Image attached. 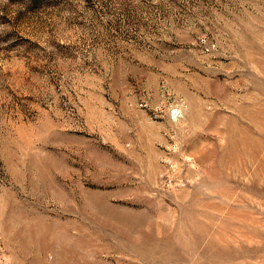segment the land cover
I'll return each mask as SVG.
<instances>
[{
    "label": "rangeland",
    "instance_id": "374dc122",
    "mask_svg": "<svg viewBox=\"0 0 264 264\" xmlns=\"http://www.w3.org/2000/svg\"><path fill=\"white\" fill-rule=\"evenodd\" d=\"M0 264H264V0H0Z\"/></svg>",
    "mask_w": 264,
    "mask_h": 264
}]
</instances>
